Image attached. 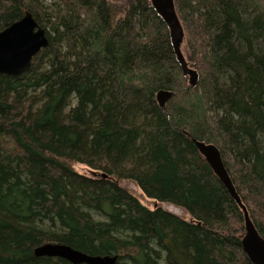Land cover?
Segmentation results:
<instances>
[{
  "label": "trees",
  "instance_id": "trees-1",
  "mask_svg": "<svg viewBox=\"0 0 264 264\" xmlns=\"http://www.w3.org/2000/svg\"><path fill=\"white\" fill-rule=\"evenodd\" d=\"M174 5L193 88L150 0H0V30L30 13L48 39L0 74V264H71L35 256L46 242L115 264H252L243 211L194 141L219 149L264 238V0Z\"/></svg>",
  "mask_w": 264,
  "mask_h": 264
},
{
  "label": "water",
  "instance_id": "water-1",
  "mask_svg": "<svg viewBox=\"0 0 264 264\" xmlns=\"http://www.w3.org/2000/svg\"><path fill=\"white\" fill-rule=\"evenodd\" d=\"M154 10L166 23L171 44L184 76L188 77V87L193 88L198 81V73L188 67L181 52L184 39L182 25L175 11L174 0H150ZM48 39L45 30L39 26L30 13L0 30V74L18 75L30 69L33 57L46 47ZM173 92L159 90L156 99L162 109L173 96ZM199 153L225 186L244 214L245 234L241 240L244 253L252 264H264V238L261 237L250 220L221 158L219 149L212 143L194 141ZM37 257H58L71 264H115L116 256H92L60 243L46 242L33 250Z\"/></svg>",
  "mask_w": 264,
  "mask_h": 264
},
{
  "label": "rangeland",
  "instance_id": "rangeland-1",
  "mask_svg": "<svg viewBox=\"0 0 264 264\" xmlns=\"http://www.w3.org/2000/svg\"><path fill=\"white\" fill-rule=\"evenodd\" d=\"M45 3H48V2H45ZM181 52H182V50H181ZM184 59H185V57H184ZM185 61L187 63V60H185ZM188 63H187V65L189 67V64L190 63L189 64ZM186 79H187L186 81L188 83V77L187 76H186ZM72 167H73V169L76 172H78L80 174L91 175V171L85 165H83V164L75 163V164L72 165ZM121 185L123 187H125L128 191H130L135 197H137L140 200V202L142 204H144L148 208H151L152 209L156 205V202L153 201L152 199L146 198L142 194V192L139 190V188L132 181H123L121 183ZM159 205H161L164 209H167L171 213L179 216L180 218H184L186 220H189V218H190L189 215L183 209H181L179 207H176L174 205H170V204H167V203H159ZM94 218H97L98 219L99 217L97 215H95Z\"/></svg>",
  "mask_w": 264,
  "mask_h": 264
},
{
  "label": "bare ground",
  "instance_id": "bare-ground-1",
  "mask_svg": "<svg viewBox=\"0 0 264 264\" xmlns=\"http://www.w3.org/2000/svg\"><path fill=\"white\" fill-rule=\"evenodd\" d=\"M196 70V69H195ZM78 177V176H77ZM244 219V218H243ZM84 253V252H83Z\"/></svg>",
  "mask_w": 264,
  "mask_h": 264
}]
</instances>
